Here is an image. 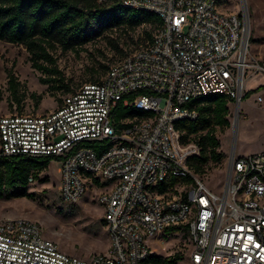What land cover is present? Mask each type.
<instances>
[{"label": "built area", "instance_id": "obj_1", "mask_svg": "<svg viewBox=\"0 0 264 264\" xmlns=\"http://www.w3.org/2000/svg\"><path fill=\"white\" fill-rule=\"evenodd\" d=\"M117 1L157 15L149 39L48 110L0 113V153L55 159L62 201L98 189L107 247L68 254L35 220L0 216V264H149V239L172 234L186 239L182 264H264V149L230 151L215 191L186 163L196 145L172 125L194 115L181 102L197 94L238 106L245 72H264V60L246 59L239 13L223 8L232 0ZM254 100L264 106V93ZM117 102L140 112L114 114Z\"/></svg>", "mask_w": 264, "mask_h": 264}, {"label": "rangeland", "instance_id": "obj_2", "mask_svg": "<svg viewBox=\"0 0 264 264\" xmlns=\"http://www.w3.org/2000/svg\"><path fill=\"white\" fill-rule=\"evenodd\" d=\"M223 8L238 12L242 18L246 59L250 60L254 54L253 47H264L259 43L264 39V0H232ZM143 29L151 31L152 25L144 22L133 28L115 27L73 48L55 46L51 54L59 73L37 69L30 63L29 54L20 42L0 38V113L16 108L26 112L52 108L65 92L51 87V80L41 81L40 78L60 74L70 88L76 87L101 73L100 62L108 64L122 52L130 50L143 38ZM256 54L259 55V52ZM244 77L243 86H246L255 75L250 77L245 72ZM253 96L251 92L246 95L248 100H252ZM246 103L245 96L240 98L238 106L227 101L228 123L221 127L214 126L213 132L218 139L216 149L222 155L218 160H206L200 179L215 191H218V183L223 179L226 157L230 151L234 155H243L264 149V106ZM196 174L199 176L198 172ZM57 188L58 162L50 159L27 184V190L33 192V198H0V216L35 220L42 235L53 240L58 249L65 253L86 257L92 252H104L108 241L101 219L102 208L95 197L98 189L87 186L76 201L68 202L59 198ZM148 243L159 254L167 255L174 250L184 251L186 239L179 234H172L169 237L159 236L156 240L150 238Z\"/></svg>", "mask_w": 264, "mask_h": 264}, {"label": "trees", "instance_id": "obj_3", "mask_svg": "<svg viewBox=\"0 0 264 264\" xmlns=\"http://www.w3.org/2000/svg\"><path fill=\"white\" fill-rule=\"evenodd\" d=\"M144 22L151 24L152 30L143 29V38L135 45L149 39L158 23L157 15L151 10L127 6L117 0H0V38L20 42L29 54L30 63L49 73L58 72L51 54L55 46L73 48L99 36L105 30L115 27L133 28ZM100 65L101 73L87 80L100 77L107 63L100 62ZM40 80H51V87L60 88L64 92L75 88H70L60 74L42 77ZM227 101L230 99L218 91L191 96L181 104L192 108L194 115L173 120L172 125L178 130V141H191L197 147L196 152L186 157V163L192 171L199 173V177L206 160H218L222 155L216 149L218 139L213 129L216 125L221 127L228 123ZM112 112L128 114L140 111L131 106H121L117 102ZM49 160L48 155L0 153V198H33V192L27 190L28 177L35 178L36 172L45 167ZM163 188L164 184L158 186L159 190ZM184 260L185 252L177 250L168 255L151 252L147 256L149 264H182Z\"/></svg>", "mask_w": 264, "mask_h": 264}, {"label": "crops", "instance_id": "obj_4", "mask_svg": "<svg viewBox=\"0 0 264 264\" xmlns=\"http://www.w3.org/2000/svg\"><path fill=\"white\" fill-rule=\"evenodd\" d=\"M259 43H261V46L263 45L264 46V39L263 40H260ZM260 45V44H259ZM252 50L254 51V54L252 55L253 57L259 59V60H264V47L262 49L261 48H257V47H253ZM257 51L259 52V55H257ZM255 72H251L249 75L251 77V75H255V78L253 79V81L250 83H247L246 86H243V94L242 96H245V100L247 101L246 105H252V106H255V100L254 98H252V100H248L246 97V95L248 93H252L254 94V96L257 94V93H264V72H257L256 74H254ZM244 80H245V77L243 79V85H244ZM241 96V97H242ZM253 96V97H254ZM257 107V106H256ZM245 115V111L242 112V116ZM6 216H11V215H6Z\"/></svg>", "mask_w": 264, "mask_h": 264}]
</instances>
